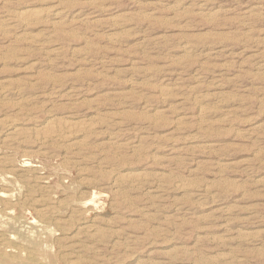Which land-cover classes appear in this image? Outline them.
Wrapping results in <instances>:
<instances>
[{
  "label": "rangeland",
  "instance_id": "1",
  "mask_svg": "<svg viewBox=\"0 0 264 264\" xmlns=\"http://www.w3.org/2000/svg\"><path fill=\"white\" fill-rule=\"evenodd\" d=\"M9 120L0 264H264V0H0Z\"/></svg>",
  "mask_w": 264,
  "mask_h": 264
},
{
  "label": "bare ground",
  "instance_id": "2",
  "mask_svg": "<svg viewBox=\"0 0 264 264\" xmlns=\"http://www.w3.org/2000/svg\"><path fill=\"white\" fill-rule=\"evenodd\" d=\"M51 10V9H50ZM39 14V11L37 10V9H25V10H23V11H21L19 14H9L8 16H9V18H8V23H10V22H14L15 21V19L16 18H27V17H31V16H33V15H35V14ZM43 13V12H42ZM23 18V19H24ZM58 123V122H57ZM59 123H61V122H59ZM62 125V124H61ZM92 124L91 123H89V122H87V121H79V120H68V121H66L65 123H64V127H61L62 129H60L54 122H48V124H46L42 129H41V132L39 131V133L41 134V139L42 140H50V141H52V140H57V139H59V138H61L62 136H64L65 137V132H66V130L67 131H69L68 129H74V128H77L76 130L77 131H80V133L82 132V131H84V130H86V129H88L90 126H91ZM94 125V124H93ZM92 125V126H93ZM91 126V127H92ZM65 129V130H64ZM75 130V129H74ZM3 131H6V132H12V133H15V134H18V133H22V131H21V129H20V127H18L17 125H16V122L14 121V120H9V121H7V123H5L3 126H0V132H3ZM37 131V130H36ZM72 131V130H71ZM74 134V133H73ZM7 137V136H6ZM17 137V136H16ZM19 138V137H18ZM65 138H67V137H65ZM74 138V137H73ZM64 140V139H63ZM68 140H69V138H68ZM6 141V140H5ZM78 142V141H77ZM73 143V142H72ZM71 143V144H72ZM82 143V142H81ZM74 144V143H73ZM80 144V143H79ZM84 144V143H83ZM81 145V144H80ZM73 146V145H72ZM80 150V149H79ZM69 151V150H68ZM71 151V150H70ZM84 151V150H83ZM73 153H75V152H73ZM83 153V152H82ZM85 155V154H84ZM87 155V154H86ZM95 157V156H94ZM76 158V157H75ZM68 161H70V160H68ZM99 161V160H98ZM1 162V161H0ZM72 162H74V161H72ZM77 162V161H76ZM81 162V161H80ZM86 162H88V161H86ZM92 162V161H91ZM99 163V162H98ZM29 165V164H28ZM75 165V164H74ZM79 165V164H78ZM16 168V167H15ZM80 168V167H79ZM13 169V168H12ZM37 171V170H36ZM78 173H81V172H78ZM128 174V173H127ZM134 174V173H133ZM135 175V174H134ZM88 176V175H87ZM126 176V175H125ZM130 176V175H129ZM48 177H50V176H48ZM123 177H124V175H123ZM130 177H132V176H130ZM129 177V178H130ZM135 177V176H134ZM82 178V177H81ZM133 178V177H132ZM85 179V178H84ZM126 180H127V178H125ZM82 180V179H81ZM95 180V179H94ZM117 180V179H116ZM116 180H115V183H117L116 182ZM141 180V178H138V177H136L133 181H140ZM132 181V180H131ZM82 182V181H81ZM80 182V183H81ZM88 183H89V181H87ZM128 182V181H127ZM91 183V182H90ZM89 183V184H90ZM115 183H114V185H115ZM131 183V182H130ZM141 183V182H140ZM35 184V183H34ZM136 184V183H135ZM37 185H38V183H37ZM46 186V185H45ZM44 186V187H45ZM90 186H91V184H90ZM121 186V185H120ZM182 186V185H181ZM48 187V186H47ZM46 187V188H47ZM117 187V186H116ZM183 187V186H182ZM186 187V186H185ZM34 191V190H33ZM16 192V191H15ZM44 192V191H43ZM46 195V194H45ZM106 195V194H105ZM33 197V196H32ZM26 198V197H25ZM44 198V197H43ZM47 198H49L48 196H47ZM50 198H51V196H50ZM32 199V198H31ZM68 199H70V198H68ZM83 199V198H82ZM37 200V199H36ZM50 200H52V199H50ZM62 200V199H61ZM44 201V200H43ZM46 201V200H45ZM66 201V200H65ZM64 201V202H65ZM3 202V201H2ZM61 202V201H60ZM6 203V202H5ZM23 203V202H22ZM39 203V202H38ZM62 203V202H61ZM66 203V202H65ZM92 203V202H91ZM17 204V203H16ZM15 204V205H16ZM45 204V203H44ZM43 204V205H44ZM52 204V203H51ZM60 204V203H59ZM64 204V203H63ZM13 205V204H12ZM32 205H34V204H32ZM36 205V204H35ZM60 205H62V204H60ZM59 205V206H60ZM97 205V204H96ZM23 206V205H22ZM63 206V205H62ZM65 206V205H64ZM67 206V205H66ZM28 207V206H27ZM32 208V207H31ZM53 208V207H52ZM23 209V208H22ZM34 209H36V208H34ZM56 209H57V206H56ZM74 209V208H73ZM37 211H38V209H37ZM52 211L53 210H50V209H47V207L46 208H44V209H42V210H40L39 211V214H40V216H42V217H44V216H47V214H52ZM58 211V210H57ZM79 211V210H78ZM84 211V210H83ZM76 212V211H75ZM6 214V213H5ZM58 214V213H57ZM37 215V214H36ZM54 215V214H53ZM32 216V215H31ZM51 216V215H50ZM27 217V216H26ZM70 217V216H69ZM34 218V217H33ZM34 220V219H33ZM62 220V219H61ZM78 220V219H77ZM89 220V219H88ZM93 220V219H92ZM35 221V220H34ZM58 221H60V220H58ZM57 221V222H58ZM84 221V220H83ZM52 222V221H51ZM65 222H67V221H65ZM98 222V221H97ZM74 223V222H73ZM65 224V223H64ZM69 224V223H68ZM71 225V224H70ZM98 226V225H97ZM69 227V226H68ZM94 227V226H93ZM79 228V227H78ZM84 228L86 229V231H84V233L83 234H80L81 236L80 237H78V238H81L80 240H77L76 241V243H74V244H72L73 246H71L72 248L71 249H73L72 250V252H75V253H77V251L78 252H81V251H83V248L84 247H82V245H81V243H82V238H84L85 240H90V242L92 241V240H98L99 238H100V236H101V230L99 229V228H92V225H84ZM70 229L71 228H69L68 230L70 231ZM82 229V228H81ZM41 230V229H40ZM103 230V229H102ZM68 232V231H67ZM53 233V232H52ZM104 234V230H103V233H102V235ZM106 234V233H105ZM13 235V234H12ZM60 236V235H59ZM43 237V236H42ZM74 237V236H73ZM102 238H103V236H101ZM107 237V236H106ZM105 237V238H106ZM1 239V238H0ZM15 239H16V237H15ZM73 239V238H72ZM75 240V239H74ZM108 241H111V240H108ZM11 241H8V240H6V242L5 243H10ZM56 242V241H55ZM120 243V242H119ZM6 244V245H7ZM65 244V243H64ZM92 244H94V243H92ZM107 244H108V242H107ZM111 244V243H110ZM121 244V243H120ZM89 246V245H88ZM91 246V245H90ZM96 246V245H95ZM116 246V245H115ZM22 247V246H21ZM86 247V246H85ZM1 248V247H0ZM66 248V247H65ZM69 248V247H68ZM111 248V247H110ZM10 249V248H9ZM8 249V250H9ZM21 249V248H20ZM2 250V249H1ZM4 250V249H3ZM6 250V249H5ZM11 250V249H10ZM15 250V249H14ZM54 250V249H53ZM28 251V250H27ZM96 251V250H95ZM2 252H4V251H2ZM15 252H17V251H15ZM20 252V251H19ZM35 252V251H34ZM23 253V252H22ZM59 253V252H58ZM57 253V254H58ZM12 255V254H11ZM74 255V254H73ZM85 255V254H84ZM83 255V256H84ZM5 256V255H4ZM7 256V255H6ZM23 256H25V255H23ZM75 256H76V254H75ZM91 256V255H90ZM70 257V256H69ZM79 257H81V256H79ZM92 257V256H91ZM63 258V257H62ZM93 258V257H92ZM16 260H17V258H16ZM26 260V259H25ZM82 260V259H81ZM94 260H96V259H94ZM94 260H92V261H94ZM42 261V260H41ZM44 261V260H43ZM64 261V260H63ZM65 261H66V264H82V262L80 263V262H78L77 260H76V258H68L67 260L65 259ZM98 261V260H97ZM101 262H103V261H101ZM100 262V263H101ZM105 262V261H104ZM106 264V263H105Z\"/></svg>",
  "mask_w": 264,
  "mask_h": 264
}]
</instances>
